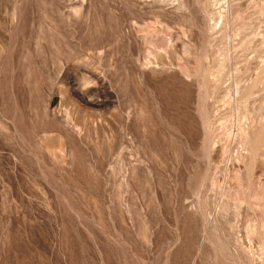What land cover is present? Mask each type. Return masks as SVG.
Instances as JSON below:
<instances>
[{
	"label": "rangeland",
	"instance_id": "374dc122",
	"mask_svg": "<svg viewBox=\"0 0 264 264\" xmlns=\"http://www.w3.org/2000/svg\"><path fill=\"white\" fill-rule=\"evenodd\" d=\"M0 264H264V0H0Z\"/></svg>",
	"mask_w": 264,
	"mask_h": 264
}]
</instances>
